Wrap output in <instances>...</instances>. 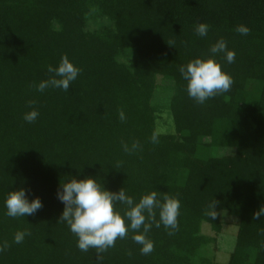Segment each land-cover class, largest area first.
<instances>
[{"label":"trees","instance_id":"1","mask_svg":"<svg viewBox=\"0 0 264 264\" xmlns=\"http://www.w3.org/2000/svg\"><path fill=\"white\" fill-rule=\"evenodd\" d=\"M221 39L236 54L233 63L216 56L233 84L199 104L179 67ZM65 54L82 69L77 80L37 91ZM163 94L173 133L157 129ZM32 109L39 117L28 123ZM133 142L140 148L125 152ZM89 176L137 202L154 190L181 202L174 234L155 224L147 234L152 253L129 231L99 253L102 264H218L205 254L216 237L202 228L220 235L226 217L238 228L226 264H264V217L253 218L264 205V0H0V264H98L97 250L80 251L59 222L61 183ZM21 187L43 207L9 217L5 198ZM18 231L31 234L16 244Z\"/></svg>","mask_w":264,"mask_h":264},{"label":"clouds","instance_id":"2","mask_svg":"<svg viewBox=\"0 0 264 264\" xmlns=\"http://www.w3.org/2000/svg\"><path fill=\"white\" fill-rule=\"evenodd\" d=\"M209 25L199 23L195 32L200 37L207 36ZM236 31L241 35H247L250 29L240 25ZM169 45H174L168 42ZM211 55L207 58L196 57L186 65L179 67L182 78L187 81L188 96L199 104L228 92L233 84L232 76L222 69V64L216 59L217 54H224L228 63L235 61V51L229 50L226 41H217L210 48ZM82 69L77 66L66 54L60 59L58 66L48 65L47 72L51 74L48 79L42 80L36 87L37 91L44 92L48 88L68 91L74 81L77 80ZM39 117V111L32 109L24 114L23 119L32 123ZM120 119H126L123 112ZM153 143L157 137H152ZM125 152H134L140 148L138 142H133L131 147L122 144ZM57 198L65 205L59 222H66L70 231L77 237V247L82 252L96 249L98 264H102L99 253L114 247L118 239H124L129 231L135 232L133 241L140 245L143 255L154 251V242L148 238L153 224L156 228L163 225L169 229V235L174 234L179 228L178 217L180 215L181 202L178 197L164 195L162 199L158 191L145 193L137 202L128 195L125 188L119 192L109 191L97 178L89 176L84 179L73 177L68 182L61 183L57 191ZM215 200L208 205L206 215L211 219L218 216ZM120 205H124L121 209ZM6 215L12 218L34 215L43 207L39 197L29 199L28 190L24 187L10 191L4 201ZM157 210L159 220L156 219ZM264 217V205L253 214L254 219ZM28 231H18L14 236V242L20 244ZM0 247V252L4 247Z\"/></svg>","mask_w":264,"mask_h":264},{"label":"rangeland","instance_id":"3","mask_svg":"<svg viewBox=\"0 0 264 264\" xmlns=\"http://www.w3.org/2000/svg\"><path fill=\"white\" fill-rule=\"evenodd\" d=\"M159 80L161 85L168 82L163 80L162 77L159 78ZM167 95L163 94L157 99V102L161 105L157 129L158 132L164 134L173 133L175 131L173 120L168 110ZM237 231L238 228L236 223L228 217L225 218V226L220 235L214 234L211 227L208 224H204L202 228L203 234L210 237H216L217 240L215 245H212L205 250V254L208 257H212L218 264L228 263L236 244Z\"/></svg>","mask_w":264,"mask_h":264}]
</instances>
